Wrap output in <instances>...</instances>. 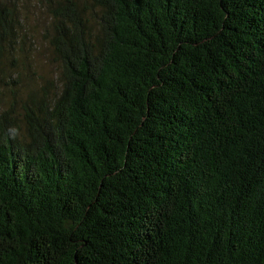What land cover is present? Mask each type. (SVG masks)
<instances>
[{
    "label": "trees",
    "instance_id": "trees-1",
    "mask_svg": "<svg viewBox=\"0 0 264 264\" xmlns=\"http://www.w3.org/2000/svg\"><path fill=\"white\" fill-rule=\"evenodd\" d=\"M0 87V264H264V0H0Z\"/></svg>",
    "mask_w": 264,
    "mask_h": 264
},
{
    "label": "rangeland",
    "instance_id": "rangeland-1",
    "mask_svg": "<svg viewBox=\"0 0 264 264\" xmlns=\"http://www.w3.org/2000/svg\"><path fill=\"white\" fill-rule=\"evenodd\" d=\"M27 15H29L26 23L27 40L22 46L29 57L27 62L31 66V72L40 78L54 80L57 68L48 59L47 46L42 39L43 27L47 26V19L44 13L32 4H28ZM44 84L45 82L40 81V85ZM3 93L0 87V111L4 108V103L7 100V97Z\"/></svg>",
    "mask_w": 264,
    "mask_h": 264
}]
</instances>
